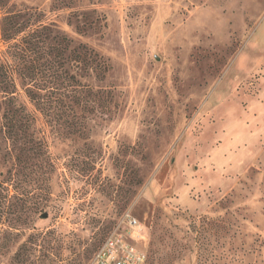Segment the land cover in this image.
Here are the masks:
<instances>
[{
	"label": "rangeland",
	"instance_id": "rangeland-1",
	"mask_svg": "<svg viewBox=\"0 0 264 264\" xmlns=\"http://www.w3.org/2000/svg\"><path fill=\"white\" fill-rule=\"evenodd\" d=\"M12 11L110 69L72 66L87 111H39L19 87L50 164L32 199L6 184L0 264H92L113 233L144 264H264V0H9L4 59Z\"/></svg>",
	"mask_w": 264,
	"mask_h": 264
},
{
	"label": "trees",
	"instance_id": "trees-1",
	"mask_svg": "<svg viewBox=\"0 0 264 264\" xmlns=\"http://www.w3.org/2000/svg\"><path fill=\"white\" fill-rule=\"evenodd\" d=\"M8 1L0 0V5ZM1 33L7 49L5 59L0 56V146L6 143L15 153L13 165L1 175L0 220L1 208L11 206L9 193H3L6 184L15 187L14 199H32L31 188L50 164L45 139L35 129V117L20 99L19 87L39 111H87L91 108L79 89H86L87 95L92 91L72 72V66L84 72L90 69L98 79L110 69L107 59L94 48L85 43L73 45L67 34L32 15L8 12L2 18Z\"/></svg>",
	"mask_w": 264,
	"mask_h": 264
},
{
	"label": "built area",
	"instance_id": "built-area-1",
	"mask_svg": "<svg viewBox=\"0 0 264 264\" xmlns=\"http://www.w3.org/2000/svg\"><path fill=\"white\" fill-rule=\"evenodd\" d=\"M146 259V253L129 244L122 236L113 233L96 250L92 264H144Z\"/></svg>",
	"mask_w": 264,
	"mask_h": 264
},
{
	"label": "water",
	"instance_id": "water-1",
	"mask_svg": "<svg viewBox=\"0 0 264 264\" xmlns=\"http://www.w3.org/2000/svg\"><path fill=\"white\" fill-rule=\"evenodd\" d=\"M45 216H47V213H45Z\"/></svg>",
	"mask_w": 264,
	"mask_h": 264
}]
</instances>
